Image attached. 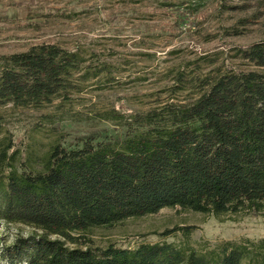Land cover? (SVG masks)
Segmentation results:
<instances>
[{
  "label": "trees",
  "instance_id": "16d2710c",
  "mask_svg": "<svg viewBox=\"0 0 264 264\" xmlns=\"http://www.w3.org/2000/svg\"><path fill=\"white\" fill-rule=\"evenodd\" d=\"M103 46L71 49L44 41L0 55V221L34 229L0 247L2 261L264 264V236L197 247L196 224L154 231L164 240L136 247L101 246L94 238L95 229L164 209L233 222L264 213V39L236 47L246 67L210 54L181 60L166 72L171 84L164 98L142 109L121 101L95 112L119 125L118 135L75 145L56 140L38 160H23L6 132L9 112L55 105L61 119L71 116L91 87L116 83L133 68L131 60H113L124 58L119 50ZM178 234V241L165 239Z\"/></svg>",
  "mask_w": 264,
  "mask_h": 264
},
{
  "label": "rangeland",
  "instance_id": "374dc122",
  "mask_svg": "<svg viewBox=\"0 0 264 264\" xmlns=\"http://www.w3.org/2000/svg\"><path fill=\"white\" fill-rule=\"evenodd\" d=\"M262 39L264 0H0V55L28 50L44 41L71 49L80 45L101 50L106 45L124 57L114 58L116 63L126 64V59L133 65L118 82L102 89L91 87L81 95L69 114L74 118L61 119L63 110L55 105L42 110L19 109L9 112L6 132L13 134L22 159L29 157L33 162L56 140L75 145L90 137L116 136L121 127L101 121L95 112L120 107L121 101L136 109L145 108L159 96H166L162 91L171 84L166 72L177 62L210 54L220 57V63L225 58L243 64L235 55L236 47ZM144 52L156 57L138 55ZM182 223L198 226L193 234L197 247L241 236H264V213L233 222L164 209L116 227L95 229L94 238L101 246L115 241L136 247L140 242L163 241L152 232ZM32 234L34 229L25 224L0 221V247ZM180 238L178 234L165 239ZM0 264H5L1 256Z\"/></svg>",
  "mask_w": 264,
  "mask_h": 264
}]
</instances>
